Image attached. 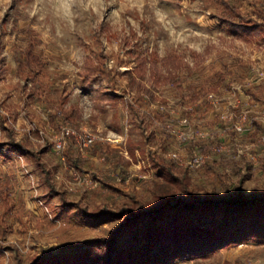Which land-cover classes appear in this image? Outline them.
Wrapping results in <instances>:
<instances>
[{
  "label": "rangeland",
  "instance_id": "1",
  "mask_svg": "<svg viewBox=\"0 0 264 264\" xmlns=\"http://www.w3.org/2000/svg\"><path fill=\"white\" fill-rule=\"evenodd\" d=\"M225 3L237 6L250 27L237 26L239 19ZM28 29L42 38L50 79L62 86L66 106L74 110L67 125L95 138L89 146L76 143L85 160L81 169L66 158L70 138L65 148L55 147L65 123L52 117L37 93L41 84L17 73ZM0 77V173L12 180L20 210L0 231V264L84 253L86 240L108 236L118 224L112 215L91 219L63 209L34 158L12 151V137L44 150L52 184L92 210L103 203L115 211L124 204L155 208L161 198L176 204L190 195L264 197L259 142L264 126L258 119L264 108V0H0ZM190 83L198 88L189 89ZM138 88L148 105L134 115L128 102ZM243 108L252 123L244 120L246 129L239 132L232 128L234 120L222 116ZM166 113L177 131L202 128L209 134L212 156L204 167L191 170L168 157L172 150L185 154L202 140L171 136L167 125L162 127ZM186 116L190 125L184 126L180 118ZM154 152L157 160L174 165L176 176L187 175L164 197L156 191L166 169L151 160ZM108 186L114 187L110 198L101 191ZM56 215L83 224L60 225ZM180 215L169 212L153 226L173 224ZM86 264L95 262L88 257ZM168 264H264V241L253 235L238 245L221 242L206 257L184 254Z\"/></svg>",
  "mask_w": 264,
  "mask_h": 264
},
{
  "label": "trees",
  "instance_id": "2",
  "mask_svg": "<svg viewBox=\"0 0 264 264\" xmlns=\"http://www.w3.org/2000/svg\"><path fill=\"white\" fill-rule=\"evenodd\" d=\"M225 5L228 7L226 9H230L239 19L240 23H237V26L250 27L237 6L230 3H225ZM223 19L227 21L231 18ZM24 40L26 46L20 50L16 58L17 73L25 76L26 80L33 84L40 83V88L36 91L42 94L49 103L52 117L60 124L69 123L73 120L74 110L66 106L68 96L62 86L55 85L50 79L42 38L34 30L28 29ZM1 79L2 77L0 81ZM44 82H47V86L42 88ZM188 88L195 91L198 86L190 83ZM196 101L200 102V98L197 97ZM147 105L145 91L143 88H138L132 101L128 102V109L136 115L140 107ZM166 115L162 127L174 120L171 114L166 113ZM74 138L72 136L68 142L66 158L81 169L85 160L81 159L75 151L77 141ZM8 144L15 153L30 154L34 158L36 165L50 183V191L60 197L63 209L68 212L77 210L83 217L91 219L112 215L118 222L110 235L86 240L83 245L87 246L88 250L84 253L42 255L31 264H86L88 257L92 258L95 264H168L184 254L206 257L211 250L215 249V245L221 242H232L238 245L253 235H257L264 241V229L261 230L264 227V197L248 199L238 193L234 199L222 200L219 198L200 199L190 195L186 199H177L176 204H171V200L161 198V205L155 208L143 206L134 208L124 204L115 211L109 208L108 203H103L100 210H92L81 200L70 201V194L67 190H59L52 184L53 172L43 161L44 150H32L25 144L17 142L14 137ZM69 148L72 151H69ZM149 155L151 160L166 169L167 173L164 175L163 182L157 184L156 193L159 197L166 196L172 186L184 183L183 179H186L187 175L176 176L172 163L157 160L155 152ZM112 190H114L112 186H108L106 190L101 188L104 195L109 198L112 197ZM13 194L12 180L0 173V231L7 228L8 218L20 211L17 210V198ZM177 211L181 215L173 224L154 228L153 224L164 221L167 213ZM61 218V215H56V219L63 226L70 223L79 228L83 224L81 219L74 218L68 220L67 223L64 219L61 221ZM140 242L144 243L145 248L136 247Z\"/></svg>",
  "mask_w": 264,
  "mask_h": 264
},
{
  "label": "built area",
  "instance_id": "3",
  "mask_svg": "<svg viewBox=\"0 0 264 264\" xmlns=\"http://www.w3.org/2000/svg\"><path fill=\"white\" fill-rule=\"evenodd\" d=\"M235 92L236 90H233L232 94H235ZM209 97H213V94H210ZM218 109L219 108L216 107V111ZM248 116H249V110L243 108L239 110L238 112H234L230 114L227 113L226 115L224 114L222 117L224 118L228 117L229 120L232 122L234 120V122L232 123V128L239 132H244V130L246 129L245 127H243L244 120H248L249 124L247 125L251 127L252 120H250ZM180 119H181L182 125L184 126L190 125L189 123L190 120L188 116L184 118H180ZM258 119L260 123L264 126V108L260 112ZM174 120L172 122L167 123V129L171 136L172 135L176 136L177 139L181 140L182 142L188 139H193V138H199L200 140H202V142L199 143V145H197L196 148L195 146L190 147L189 152H186L185 154L177 150H172L168 153V157L171 160H173L175 164L179 166H184L191 170H196V169L204 167L205 164H207V162L212 156V154L210 153V148H211L210 143L211 142L209 140L210 138L209 134L206 132L205 129L203 130L202 128H195L193 130L192 129H181L177 131L176 130L177 126ZM70 136H74L75 140L78 143L84 144L85 146L92 145L95 139L92 134H85V135L78 134L69 125L65 124L62 126L61 135L55 140L56 142L55 147L58 150L63 149L66 138ZM259 142L264 144V134L260 136ZM223 148L224 146H220L216 149L221 150ZM251 157L254 158V156H251Z\"/></svg>",
  "mask_w": 264,
  "mask_h": 264
},
{
  "label": "crops",
  "instance_id": "4",
  "mask_svg": "<svg viewBox=\"0 0 264 264\" xmlns=\"http://www.w3.org/2000/svg\"><path fill=\"white\" fill-rule=\"evenodd\" d=\"M65 124H68V123H65ZM72 136L68 137V138H71ZM67 139V138H66ZM75 139V138H74ZM66 143H67V140L65 141V145H64V148L66 146Z\"/></svg>",
  "mask_w": 264,
  "mask_h": 264
}]
</instances>
